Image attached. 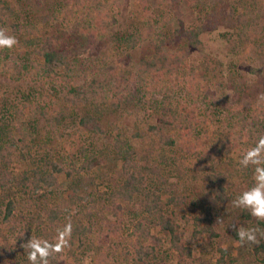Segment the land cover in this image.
<instances>
[{
  "label": "trees",
  "instance_id": "trees-1",
  "mask_svg": "<svg viewBox=\"0 0 264 264\" xmlns=\"http://www.w3.org/2000/svg\"><path fill=\"white\" fill-rule=\"evenodd\" d=\"M132 1L127 29L113 32L131 0H0V28L18 41L0 49V75L24 83L0 97V264H30V238L48 245V264H264L259 233V245L225 246L235 228L264 231L233 205L264 192L254 179L264 163L243 161L264 136V73H240L249 54L264 60V0ZM182 4L199 25L186 27ZM221 27L237 60L225 83L218 58L191 62L201 36ZM69 222L78 243L55 253ZM184 226L209 259L195 258Z\"/></svg>",
  "mask_w": 264,
  "mask_h": 264
},
{
  "label": "rangeland",
  "instance_id": "rangeland-1",
  "mask_svg": "<svg viewBox=\"0 0 264 264\" xmlns=\"http://www.w3.org/2000/svg\"><path fill=\"white\" fill-rule=\"evenodd\" d=\"M154 6H156L155 0L152 2ZM182 20L185 23L187 28H192L194 26H197L201 23L200 16L199 14L190 9L186 4H182ZM132 11H133V1L131 0L129 6L125 8L122 13L118 15V23L111 28V31L116 32V31H125L130 23L131 17H132ZM168 20L172 28H177L178 27V20L176 16L172 13H168ZM228 30L225 29L224 27L219 28L217 31L214 32H209L205 33L201 36L202 40V45L199 47V49L193 54L191 58V62L194 65H199V63L202 61L205 55H212L215 58H218L221 60L224 65H225V70L224 74L222 76V81L225 83L226 82V77L228 74V65L230 63H235L236 57L230 52V43L228 40L224 37V33H226ZM45 33L52 32L54 33V30L52 27H46L44 29ZM7 34V33H6ZM133 57L138 60L140 59L142 50L140 48L135 49L131 51ZM250 57L254 60L252 64L248 62H242V69H240V73L245 76V78L249 82H253L256 79V76L251 74L249 71H247V67L253 66L255 68L260 69L264 73V60L261 58H258L254 53L249 54ZM24 86L23 82L20 83H12L9 81L5 76L0 75V97L1 98H7L8 96H11L15 94L18 90V88ZM230 94V92H229ZM264 104V99L261 101V105ZM0 108H1V101H0ZM28 117L29 114H27ZM27 117V118H28ZM79 141V137H75L73 141L70 143L71 145L69 146L71 153L75 154L77 146L74 147L73 145ZM94 142L96 145H101L104 143H107L108 140L103 137V136H98L96 139H94ZM73 143V144H72ZM138 145H141L139 141H137ZM87 144H90L88 141ZM113 161H109L108 165L113 164ZM15 173L21 172L23 169L24 165L23 164H15L13 166ZM58 179L61 185L62 190H66L68 187V181L65 176V174H59ZM155 234L160 236L165 243V247L168 246L167 242V236L165 233H161L158 230L154 231ZM184 235L187 240V242L192 246L193 248V253L195 258H204V259H209L211 252L209 250H206L204 248L205 244L201 240H195L192 237V227L191 226H184ZM3 241L0 239V244H2ZM77 240H71V238H68V247H65L64 250L67 252L69 249L74 248L77 245ZM226 247H237V243H227L225 245ZM88 260V264H92L90 256L86 257ZM71 262V260H70ZM167 264H178V257L176 256L171 262Z\"/></svg>",
  "mask_w": 264,
  "mask_h": 264
},
{
  "label": "clouds",
  "instance_id": "clouds-1",
  "mask_svg": "<svg viewBox=\"0 0 264 264\" xmlns=\"http://www.w3.org/2000/svg\"><path fill=\"white\" fill-rule=\"evenodd\" d=\"M7 29L0 28V49H12L18 43L14 36L7 35ZM264 151V136H261L258 140L256 147L249 149L243 156V161L245 165L247 162L251 161L253 163H264L260 159L261 152ZM255 180L264 182V168L255 169ZM264 186V185H262ZM238 200V205L236 201ZM233 205L237 208L246 209L249 214L254 217L257 221H264V192H261L260 188L254 190H247L243 192L237 199L233 201ZM217 222H222L218 219ZM236 235L238 236L237 245L243 246L245 243L252 245H259V240L257 239V233L261 237H264V231L259 228H235ZM72 225L69 222L63 228V231L58 232L57 243L55 244V253H60L65 247H68V238L71 236ZM37 239L30 238L28 242L22 247L30 249L28 253V260L30 264H37L38 260L42 261V264H48L45 259L48 257V245L41 248L38 243H35ZM84 264H88V260L85 259Z\"/></svg>",
  "mask_w": 264,
  "mask_h": 264
}]
</instances>
